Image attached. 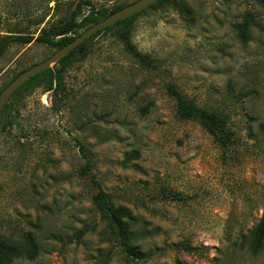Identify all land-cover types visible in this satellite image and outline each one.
I'll list each match as a JSON object with an SVG mask.
<instances>
[{
  "label": "rangeland",
  "instance_id": "obj_1",
  "mask_svg": "<svg viewBox=\"0 0 264 264\" xmlns=\"http://www.w3.org/2000/svg\"><path fill=\"white\" fill-rule=\"evenodd\" d=\"M81 1L0 0V35H36ZM87 1L109 12L136 0ZM176 4L183 13L166 1L136 16L132 52L113 28L54 64L60 113L42 81L0 111V241L39 244L34 260L9 264H131L93 205L90 175L130 212L138 264H264V243L253 251L264 215V0ZM55 51L10 46L0 92ZM168 85L225 114L234 141L222 150L197 122L177 120Z\"/></svg>",
  "mask_w": 264,
  "mask_h": 264
},
{
  "label": "trees",
  "instance_id": "obj_2",
  "mask_svg": "<svg viewBox=\"0 0 264 264\" xmlns=\"http://www.w3.org/2000/svg\"><path fill=\"white\" fill-rule=\"evenodd\" d=\"M166 1L175 4V8H177L179 12L183 13L184 9L180 7V5L176 4L178 0H157L144 10L125 19L119 20L101 31H98L89 39L72 49L67 55L55 63V65L62 67L68 60H70L73 54L84 51L90 40L101 32H106L113 28H117L115 34L116 38L122 42L128 52H132L134 48L131 44L129 36L134 19L145 10L155 8L160 3ZM123 7H125V5L119 6L109 12H105L102 9H95L89 1L83 0L76 4L68 18L58 19L49 27V29H41L36 35H34V33L26 34L21 32L1 34L0 58L12 45H28L35 42L58 50L71 42L74 37L78 36L89 26L101 21ZM85 9L88 10L87 13H85ZM250 21H252L251 16L246 14L244 20L235 28L238 35L242 39L247 36ZM133 55L138 58L141 57L144 64L149 63L146 56L143 58L138 52L133 53ZM24 70L19 72L16 76ZM60 73V68L47 69L31 77L27 82L14 91L12 95L20 92V90L26 86L39 84L42 81L43 90L50 91L53 97L50 109L55 113H60V102H56V97L60 96V93L63 91ZM167 91L170 93L174 101V116L177 120L197 122L204 130H206L214 143L222 150L227 148L234 141V132L228 127V118L225 114L220 112L218 113L217 111H209L205 108L197 106L192 100L175 90L172 85H168ZM7 105H5L3 109L6 108ZM80 149L82 151V148ZM86 169L89 171L87 163ZM90 178H92L93 184L98 188V192L92 197L93 205L100 214L101 218L105 221L109 235L114 242V246L119 249V251L131 264H138L139 260L142 258V252L140 247L136 244L137 236L132 231L133 219L130 216V212H128L123 206H115L112 202V195L102 190V188L95 181L93 175H90ZM253 240V251L257 252L261 249L264 243V215H262L254 229ZM38 252L39 244L31 235H26L22 239V243L15 246H11L0 241V264H9L16 257H24L25 259L32 261L37 257Z\"/></svg>",
  "mask_w": 264,
  "mask_h": 264
},
{
  "label": "water",
  "instance_id": "obj_3",
  "mask_svg": "<svg viewBox=\"0 0 264 264\" xmlns=\"http://www.w3.org/2000/svg\"><path fill=\"white\" fill-rule=\"evenodd\" d=\"M156 1L157 0H136L133 3L126 5L125 7L115 11L101 21L86 28L78 36L74 37L71 42L56 50L52 55H50L43 61L25 69L0 92V111L8 102L10 96L14 93V91H16L20 86L27 82L31 77L51 68L72 49L83 43L85 40L89 39L98 31H101L102 29L114 24L119 20L125 19L144 10Z\"/></svg>",
  "mask_w": 264,
  "mask_h": 264
}]
</instances>
